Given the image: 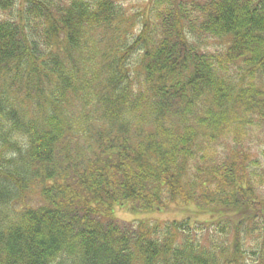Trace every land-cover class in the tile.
Here are the masks:
<instances>
[{
  "label": "trees",
  "instance_id": "16d2710c",
  "mask_svg": "<svg viewBox=\"0 0 264 264\" xmlns=\"http://www.w3.org/2000/svg\"><path fill=\"white\" fill-rule=\"evenodd\" d=\"M146 6L0 0V264H264V0Z\"/></svg>",
  "mask_w": 264,
  "mask_h": 264
},
{
  "label": "rangeland",
  "instance_id": "374dc122",
  "mask_svg": "<svg viewBox=\"0 0 264 264\" xmlns=\"http://www.w3.org/2000/svg\"><path fill=\"white\" fill-rule=\"evenodd\" d=\"M120 3H122L125 8H127L126 10L129 11L128 15L132 14H141L144 13L145 11L144 8H147V4L149 3L150 0H118ZM146 10V9H145ZM138 29V25H136V27H134V30L136 31ZM223 43L224 41H220V40H213V39H206L204 43H199V47L204 48V49H209V50H216V49H220L223 47ZM12 104L16 103V96L14 98H12ZM36 100H31V102L28 104L27 109L29 110L30 114H33L34 110H35V104ZM248 130V129H247ZM243 132V131H242ZM248 134H251L250 137L251 139L246 140V146L249 148L250 153L252 154V156L254 155L255 157H258V159L261 162H264V159L262 157H260L261 152H263L264 150V137L261 134L260 130H248ZM244 146V145H242ZM245 146V147H246ZM246 147V148H247ZM35 193V191H34ZM32 196V200L36 197V193ZM120 213H118V217L120 219H125V220H129L131 218V216L126 214H123V212L119 211ZM177 219H179V214H174ZM157 218L163 221H168L172 219V217L170 216H166V214L164 215H157ZM204 219V218H201Z\"/></svg>",
  "mask_w": 264,
  "mask_h": 264
}]
</instances>
